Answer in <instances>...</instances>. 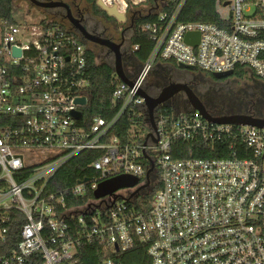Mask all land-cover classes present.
<instances>
[{"label":"built area","instance_id":"obj_1","mask_svg":"<svg viewBox=\"0 0 264 264\" xmlns=\"http://www.w3.org/2000/svg\"><path fill=\"white\" fill-rule=\"evenodd\" d=\"M94 1L153 16L139 27L152 41L147 59L130 60V83L114 72L117 110L107 122H82L88 47L77 31L0 18V264H124L123 254L141 248L148 264H264V128L165 104L153 112L154 130L139 94L164 64L210 74L241 68L264 82V0H215L217 22L182 20L188 0ZM190 32L199 34L196 45L185 40ZM123 115L124 139L109 134ZM208 146L226 155L196 156ZM88 150L100 152L88 164L94 174L49 190L56 172ZM120 174L139 181L116 190L115 200L94 196L102 180ZM157 174L148 207L136 208ZM90 191L84 203L70 202ZM13 220L20 225L9 246Z\"/></svg>","mask_w":264,"mask_h":264},{"label":"trees","instance_id":"obj_2","mask_svg":"<svg viewBox=\"0 0 264 264\" xmlns=\"http://www.w3.org/2000/svg\"><path fill=\"white\" fill-rule=\"evenodd\" d=\"M90 2V5L95 10L96 13H105L94 0H87ZM13 0H0V18H11V10H12ZM49 9V8H47ZM46 9V10H47ZM45 10V12H46ZM49 11V10H48ZM47 13V12H46ZM60 12H55V14L59 17ZM48 14V13H47ZM49 15V14H48ZM109 19H113L110 16H107ZM153 16H145L142 15L136 19L135 25L131 28V34L128 37L127 42L123 40L121 51L124 56V51L129 50V55L125 56V64L123 63V69L129 75H131L125 68V65H129L130 60H138L139 62H143L147 59L152 41L147 32L142 31L139 27L141 24L145 23L148 20H151ZM60 19V17H59ZM182 20L184 21H202V22H217V15L215 11V0H188L182 12ZM44 22V20H42ZM58 23L60 26H68L67 24H63L57 20H51V23L48 25ZM115 41V38H108ZM124 39V38H123ZM121 40V39H120ZM127 45V46H126ZM126 46V47H125ZM137 46V48H135ZM104 50V58L102 61L98 62L96 60V56H102L103 54H97L94 48L88 47L86 51V67L85 72L86 76L89 80V86L87 88V94L89 97V103L86 107L83 108L84 119L82 122L86 124H90L92 118L95 116H100L105 122L109 121L116 113L117 107L111 101L112 91L114 89V56L110 50ZM102 52V53H103ZM123 60V58H122ZM243 71L241 68H237L234 70L235 76H243ZM194 74L198 75L200 79L202 78L206 84L212 83L215 84L214 77L210 73H200L197 69H195ZM217 80V79H216ZM171 83V82H170ZM194 82H190V88L194 91V93L200 98V100L205 105L207 111L212 116H224L229 114H248L257 117H264V112L261 109L264 105V87L258 86L256 83H252V88L248 89H238L234 91H228L230 101L220 100L218 102L209 101L206 97L209 95V92L206 91L205 94H200L199 91L195 88ZM169 82H165L164 76L160 80L154 81L153 84L149 86L150 89L146 87V91L149 95L154 92L157 86L164 85L166 86ZM204 84V85H206ZM232 92V93H230ZM224 94V93H223ZM179 98H183L180 94H178ZM205 95V96H204ZM152 96V95H151ZM184 106H188L183 102ZM164 108V107H162ZM128 121L126 119V115H123L113 126V128L109 131L110 135H117L124 139L125 128ZM179 144H183V149L186 150L188 145L186 143L178 142ZM216 149L219 148V145L214 146ZM100 152L98 151H84L68 161L65 165H63L50 180L48 188L49 190H65L70 186L74 185L77 180L83 178L84 176H91L94 174L93 169L88 165L90 160L96 156H98ZM226 154L217 153L215 150H212L210 146H208L201 153H197L198 157H222ZM175 157H185V154L175 153ZM156 180L155 184L152 186L149 192L140 196V198L136 199L134 205L136 208H146L148 207L149 200L152 198L153 194L160 187V179L157 174L154 177ZM92 197V192H88L82 197H71L70 202L74 204H82L88 198ZM20 214V213H19ZM20 218V215H17ZM22 219V216H21ZM19 221V220H18ZM13 220L9 224L10 235L8 242L9 246L14 244L16 241V236L19 230L20 221L18 222ZM1 254V253H0ZM123 263L124 264H148V259L144 254V249L132 250L123 254Z\"/></svg>","mask_w":264,"mask_h":264},{"label":"water","instance_id":"obj_3","mask_svg":"<svg viewBox=\"0 0 264 264\" xmlns=\"http://www.w3.org/2000/svg\"><path fill=\"white\" fill-rule=\"evenodd\" d=\"M32 6L37 8H64L65 17L69 21L71 29L77 31L83 41L93 42L99 44L103 47H106L113 53L114 56V72L115 74L124 82L130 83V80L126 77L124 69H123V54L121 51V46L123 43V38L116 42L114 40L98 37L95 35L90 34L86 31V29L80 24L79 20L74 18L69 4L63 0H29ZM97 5L100 6L102 10H104L109 16L114 17L119 22H124L126 19L125 14L117 11L115 6L107 7L101 1H97ZM198 32H190L186 35L185 40L188 43H192L194 45L198 42ZM193 37V39H192ZM15 55H19L20 51L15 49ZM180 67H186L190 69H194L193 66H186L184 64H179ZM232 74V71H226L222 73H214L212 76L214 78L220 79L229 77ZM183 92L186 96V99L191 107L198 110L201 115L211 121H215L218 123H233V124H240V125H251L256 126L259 128H264V117H257L248 114H229L224 116H212L206 109L203 102L200 98L194 93V91L190 88L187 83H180V82H171L164 86L160 91L159 95L154 97L149 95L148 93L144 92L143 90L139 91V94L145 99V104L147 107V116L148 120L154 130H156V126L153 121V112L156 107L160 105H165L166 101L173 97L175 94ZM78 102L85 104L87 102L85 97L78 98ZM77 118H81V112H73ZM149 133L148 135H150ZM150 172V168L147 171L146 177L148 178V174ZM88 180V178H84L83 181ZM139 179L137 177L131 176L129 174H120L117 176H113L107 179L102 180L98 187L94 190V196L96 198L102 197L106 194H113L114 200L117 198V195L114 192L118 189L124 187H132ZM147 184V183H146ZM145 184V185H146Z\"/></svg>","mask_w":264,"mask_h":264},{"label":"flooded vegetation","instance_id":"obj_4","mask_svg":"<svg viewBox=\"0 0 264 264\" xmlns=\"http://www.w3.org/2000/svg\"><path fill=\"white\" fill-rule=\"evenodd\" d=\"M44 1V0H43ZM79 2L83 3L82 6L80 4L76 3H71V13L74 18L78 19L80 24L86 29L87 32H89L92 35L98 36V37H103V38H116L115 34L118 36L119 39L124 38V33L126 30H130L131 28L134 27L135 21L139 13L136 15L135 13H127L126 14V19L124 22H119L117 21L114 17L113 19H109L107 16H109L106 12L105 13H96L95 10L92 8L90 5V2L87 0H78ZM74 2V1H73ZM104 11V10H103ZM65 12H60L59 17H60V22L63 24H69V21L65 17ZM87 47H89V43L96 48H99L100 50L104 49L105 47L93 43V42H88V41H83ZM119 42V41H118ZM107 49V48H106ZM159 71H163L164 74V80L165 82H180V83H188L190 76L194 74L195 69H190L186 67H180L176 64H167V65H160ZM244 78L241 76H235L234 73L231 74L229 77L225 78H220L217 79V81H213L215 84H220V83H227L228 81L231 82L232 84H237L239 82H242ZM248 81L252 83H256L258 86H263L264 87V82L258 80L254 76H249ZM154 82H151L153 84ZM164 85L157 86L156 90L151 93L152 96L156 97L159 95L160 91ZM242 89V88H241ZM238 90V89H237ZM240 90V88H239ZM183 96L185 98V94L183 92H179L175 94L173 97H171L169 100L166 101L167 105L174 106L175 103L173 101H176L178 99L179 95ZM184 103L187 104L188 106L190 105L186 100H184Z\"/></svg>","mask_w":264,"mask_h":264},{"label":"rangeland","instance_id":"obj_5","mask_svg":"<svg viewBox=\"0 0 264 264\" xmlns=\"http://www.w3.org/2000/svg\"><path fill=\"white\" fill-rule=\"evenodd\" d=\"M66 3L70 5H72L71 3H78L80 4V6L83 5V3L79 2L78 0H63ZM74 1V2H73ZM153 2V0H145L144 2L141 3L142 6H148L149 4H151ZM119 4V1H118ZM142 6H138V7H132L131 11H136L138 9H144V7ZM100 7V6H99ZM37 8L31 5V3L29 2V0H13V4H12V10H11V18L18 24H36L39 23L42 20H57L59 21V17L55 14V12H63L65 11L64 8ZM49 14H47L46 12ZM49 10V11H48ZM71 10V7H70ZM131 34V30H126L124 33V39L126 42L128 40V37ZM115 41L118 42L120 41V39L118 38V36L115 34ZM127 46V45H126ZM125 46V47H126ZM89 47L94 48L96 50L97 54H103L101 57L100 56H96V60L98 62L102 61L104 58V50H100L99 48L93 47L90 43H89ZM106 49V47L104 48ZM103 52V53H102ZM113 56V54H111ZM129 55V50H125L124 51V56H123V63L125 64V56ZM124 68L131 74V76H133L136 72L135 70H133V68H130L129 65H125ZM159 67H155L154 69L151 70V72L149 73L147 80L145 82V88L147 87L148 89L150 86L151 82H154L156 80H160L162 78V74H164L163 71H159L158 70ZM198 72L200 73H205L201 70H198ZM244 79L242 80V82H239L237 84H232L231 82H223L220 84H213L209 83L206 84L203 79L196 75L193 74L190 76V79L188 81L187 84L190 85V82H194V86L197 89V91L200 92V94H205L206 91L209 92V95L207 96V93L205 94L206 97L209 99V101H215L218 102L220 100H226V101H230V97L228 94V91H234L237 89H248L250 90L252 87V83L250 81H248V76L247 75H243L242 76ZM217 78H215L214 80H216ZM206 84V85H204ZM224 93V94H223ZM232 93V92H230ZM204 95V96H205ZM184 100H186V97L184 98ZM175 103V107L174 109L176 110H182V109H188L190 106H184L183 102V98H178L176 99V101H173ZM168 108H171L169 106H167ZM264 112V105L261 108ZM156 180H153V183H155ZM140 198V196L138 197Z\"/></svg>","mask_w":264,"mask_h":264}]
</instances>
